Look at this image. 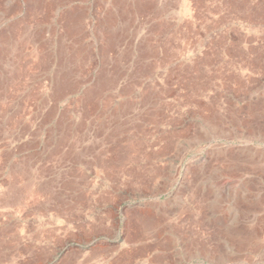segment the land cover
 I'll use <instances>...</instances> for the list:
<instances>
[{
	"label": "rangeland",
	"instance_id": "rangeland-1",
	"mask_svg": "<svg viewBox=\"0 0 264 264\" xmlns=\"http://www.w3.org/2000/svg\"><path fill=\"white\" fill-rule=\"evenodd\" d=\"M16 1L0 264H264V0Z\"/></svg>",
	"mask_w": 264,
	"mask_h": 264
},
{
	"label": "crops",
	"instance_id": "crops-1",
	"mask_svg": "<svg viewBox=\"0 0 264 264\" xmlns=\"http://www.w3.org/2000/svg\"><path fill=\"white\" fill-rule=\"evenodd\" d=\"M16 0H0V22L2 19L4 18H8L11 17L13 15L19 14L20 9L19 7L16 5ZM62 3H66V0H41L36 4V9L39 10H35L33 8H30V10L28 11V15H33L35 16V14L37 15H41V13H45V11L47 12V17L49 19H53L57 20L58 22H62L64 25V28L61 29V34L58 36V47L59 49L61 48H70L72 47V39H71V33H74V28H75V23L77 20V16H76V12L73 11H65L63 12V14L60 11H56L55 10L62 4ZM32 11V12H31ZM60 12V13H59ZM27 13L25 14L24 17H26ZM22 17V18H24ZM50 24V22H48ZM56 25V24H54ZM18 26V27H17ZM23 26V24H21L20 21H16L14 22V26H12L9 29L4 30L1 34L0 37L2 39L1 42H4L3 47L1 48L0 46V55L2 54L3 56H10L12 57L14 54H16V52L19 50L21 52V54H23L24 50L27 49L28 47H34L37 45V47H44L49 48L52 46L51 44V38H53V34L56 37L57 34V30L54 31V28L52 27H48L47 32L49 33L47 36V39L44 38V43L41 42V39L38 38V43H33L31 40L27 41L26 39H20L19 41L21 42H17L18 40V36L20 34V36H22V30L20 31V28ZM15 30V31H14ZM70 36V37H69ZM56 40V38H55ZM16 41V42H15ZM32 43V44H29ZM51 44V45H50ZM75 46V45H73ZM75 49V48H74ZM71 50V49H70ZM64 54V55H69L71 56V52ZM73 50V49H72ZM1 55V56H2ZM72 56H76L75 50L74 52H72Z\"/></svg>",
	"mask_w": 264,
	"mask_h": 264
},
{
	"label": "bare ground",
	"instance_id": "bare-ground-1",
	"mask_svg": "<svg viewBox=\"0 0 264 264\" xmlns=\"http://www.w3.org/2000/svg\"><path fill=\"white\" fill-rule=\"evenodd\" d=\"M18 27V26H17ZM15 31V30H14Z\"/></svg>",
	"mask_w": 264,
	"mask_h": 264
}]
</instances>
